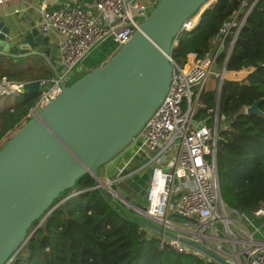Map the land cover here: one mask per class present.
Listing matches in <instances>:
<instances>
[{"label": "water", "instance_id": "1", "mask_svg": "<svg viewBox=\"0 0 264 264\" xmlns=\"http://www.w3.org/2000/svg\"><path fill=\"white\" fill-rule=\"evenodd\" d=\"M215 1L158 0L139 29L109 60L63 86L60 94L6 139L0 147V264L11 263L36 232L39 224L28 233L36 220L41 223L55 208V199L85 174L94 178L103 199L121 217L164 233L152 219L129 218L121 209V202H111L100 189L106 182L99 171L130 144L166 95L174 69L169 56L184 22L198 15L197 27ZM9 30L0 22L1 47L8 44ZM27 30L20 49L30 50L40 42L45 47L44 55L53 62V41L33 21ZM225 32L222 29L218 39H223ZM213 45L210 54L218 57L224 45L219 41ZM225 62L226 59L222 70ZM220 87L221 84L217 106ZM24 88L38 91L37 81L25 84ZM258 105L256 101L244 110L263 117ZM111 188L123 200L134 202L115 183ZM137 207L144 211L141 203ZM182 242L210 257L207 264H227L196 243Z\"/></svg>", "mask_w": 264, "mask_h": 264}, {"label": "built area", "instance_id": "2", "mask_svg": "<svg viewBox=\"0 0 264 264\" xmlns=\"http://www.w3.org/2000/svg\"><path fill=\"white\" fill-rule=\"evenodd\" d=\"M157 1L61 0L57 6L42 1L38 29L45 36L51 32L57 34L56 57L50 62L49 57L40 52L52 69V76L37 80L40 94L26 119L60 94L63 86L76 80L83 60L98 43L110 38L117 48L125 44ZM236 14L222 28L226 30L225 34L233 26ZM197 17L188 18L181 33L194 30ZM240 27L241 22L237 24V31ZM234 37L225 52L226 60ZM176 42L175 39L174 44ZM222 42L220 39L219 43ZM210 52L204 56L187 53L183 66L176 65L169 56L174 69L167 93L132 139L140 142L136 151L142 161L140 168L150 169V182L142 205L144 211L133 202L120 198L111 188L113 180H103L106 184L102 183L100 189L111 201L121 202V207L127 204L125 209L130 216L135 212L143 219L155 221L167 233H158L162 247H171L180 254H196L209 261L210 257L186 245L184 240L202 246L227 264H264V238L253 235L251 218L247 213L229 209L220 198L215 154L219 132L227 128L225 118L219 113L217 104L205 110V118L196 117L200 108L199 96L215 65L216 56ZM222 67L218 75L221 85L224 79L240 81L239 78L242 80L243 74L247 73V69L233 71L226 67L222 70ZM25 84L2 77L0 95L18 96L25 90ZM119 171L123 172L122 168ZM256 210H259L256 214L264 215V203ZM228 211L236 218L230 217ZM174 213L196 221H188ZM231 225H236L235 229ZM170 228L174 232H165ZM228 241H231L229 246Z\"/></svg>", "mask_w": 264, "mask_h": 264}, {"label": "trees", "instance_id": "3", "mask_svg": "<svg viewBox=\"0 0 264 264\" xmlns=\"http://www.w3.org/2000/svg\"><path fill=\"white\" fill-rule=\"evenodd\" d=\"M244 7L246 11L242 12ZM236 13L241 27L238 31L237 25L229 28L223 37V51L214 64L221 69L235 36L226 70L247 69V74L240 81L221 82L218 110L227 128L219 132L215 160L222 202L236 213L246 214L264 203V0H216L194 30L177 35L170 57L183 66L189 52L204 56ZM40 52L43 50L23 56L0 53V79L27 84L49 79L52 69ZM212 73L199 96L197 118H205V110L217 104L219 79ZM39 94L25 89L18 96H2L0 144L28 120L26 116ZM256 101L263 117L244 110ZM207 121L211 122L210 118ZM58 201L41 223L36 220L28 230L39 224L10 264H207L196 254H180L160 246L155 232L149 233V228L121 217L103 199L88 174L62 192L54 205Z\"/></svg>", "mask_w": 264, "mask_h": 264}, {"label": "crops", "instance_id": "4", "mask_svg": "<svg viewBox=\"0 0 264 264\" xmlns=\"http://www.w3.org/2000/svg\"><path fill=\"white\" fill-rule=\"evenodd\" d=\"M42 1L44 0H0V22L10 29L7 36L8 44L2 47L0 46V53L11 56H23L37 50H45V47L40 42L36 43L30 50L20 49V41L28 31L30 22H35L38 28V22L40 20L39 6ZM45 1L49 6H57L61 0ZM48 37L56 45L58 40L57 34L51 32ZM99 44L101 42L96 46L98 47ZM113 47L117 48L114 43ZM93 50L82 62L84 67L89 68L88 72L97 66L91 60ZM139 146L140 142L138 140H131L129 145L112 157L99 171L102 180H113L129 196L130 200H133V203L137 204L142 203L150 182V169L140 168L142 161H140V157L136 154ZM119 168H122L123 172L120 173ZM258 211L254 210L247 213V215L251 218L253 235L262 239L264 238V215L256 214ZM151 230V232L154 231V229Z\"/></svg>", "mask_w": 264, "mask_h": 264}, {"label": "rangeland", "instance_id": "5", "mask_svg": "<svg viewBox=\"0 0 264 264\" xmlns=\"http://www.w3.org/2000/svg\"><path fill=\"white\" fill-rule=\"evenodd\" d=\"M245 11H246L245 7L242 8V12H245ZM236 16H237V14H236ZM236 16H235L234 19L232 20V24H233V25H237V24L240 22V20L237 19ZM217 41H220V39H218ZM96 47H97V46H96ZM96 47H95V49L93 50V54H92V58H91V60H93L92 62H93L94 65H101V64L105 63L107 60H109V58H110V57H111V56L117 51V49H118V48H114V47H113V41H112L110 38L105 39L103 42H101V44H99V46H98L97 48H96ZM81 67H82V69H81V71L78 73L79 75H82V74H84L85 72H88V69H89V68H86V67H84L83 65H81ZM220 70H221V69H219V66H217V65L215 64L214 67H213V73H212V74L219 75ZM246 74H247V73H244L243 76L245 77ZM213 77H215V76H213ZM218 77H219V76H218ZM239 79L241 80V78H239ZM9 81H11V80H9ZM218 84H219V83H218ZM2 96L4 97V95H0V101L3 100V99L1 100ZM0 104H2V103H0ZM15 131H16V129H15L12 133H14ZM10 135H11V134H10ZM5 141H6V140H5ZM5 141H4V142H5ZM4 142H3L2 144H4ZM2 144L0 145V147L2 146ZM107 198L110 200V197H109L108 195H107ZM111 202H113V203L116 204V202H115L114 200H112ZM125 202H126V201H125ZM59 203H60V202L58 201V202L56 203V205H58ZM141 204H142V205L145 204L144 199H143V201H142ZM125 206H127V204H124V206H122L121 209L123 210V212H124L129 218L138 216V215H135V212H134V213L132 212V213H131V216H130V213H129L128 211H126ZM228 213H229L230 217L236 218V215H235L233 212L228 211ZM233 223H234V221H233ZM233 223H232V224H233ZM235 226H236V225H231V228L235 229ZM244 226H245V225H244ZM245 227H246V226H245ZM151 231H152V230H151ZM151 231H149V232H151ZM154 232H155V234H156L159 238H161L160 235H159L155 230L153 231V233H154ZM165 232L170 233V232H174V230L170 228V229H166ZM263 237H264V236H263ZM230 242H231V241H228V242H226V244L229 246Z\"/></svg>", "mask_w": 264, "mask_h": 264}]
</instances>
